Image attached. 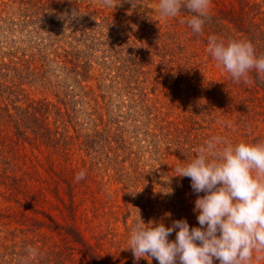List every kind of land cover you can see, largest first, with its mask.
Here are the masks:
<instances>
[{"label":"rangeland","instance_id":"obj_1","mask_svg":"<svg viewBox=\"0 0 264 264\" xmlns=\"http://www.w3.org/2000/svg\"><path fill=\"white\" fill-rule=\"evenodd\" d=\"M57 1L0 0V84L4 85L0 88V110L11 119L20 118L30 102L43 101L56 104L64 112L65 107L57 104L59 99L49 86L50 82H58L62 90L60 99L66 107L68 103L77 110L75 117L80 126L77 133L68 126L72 146L66 165L63 161L60 165L78 167L84 172L82 162L86 161L88 167L91 164L90 186L98 199L97 215L92 217L93 203L87 200L81 203L79 211L83 214L85 209L89 210H86L88 228L78 218L70 220L62 200L49 188L45 189L47 201L43 203L36 204L21 192L9 197L1 175L4 171L10 177L19 173L9 172L10 166L3 163L0 164V245L10 247L15 242L18 243L15 252L28 250L21 241L46 229L32 226L34 220L26 218L48 224L44 211L61 224H76L108 264H158L150 257L135 261L132 251L127 249L135 224L141 218L145 224L163 221L168 227L173 220L186 219L190 229L199 227L197 213L193 211L197 194L191 188L190 178L175 176V169L196 158L198 149L214 137L221 140L217 152L241 142L264 143V94L261 91L255 103L249 102L252 100L249 93L242 94L253 111L247 112L245 126L237 124L239 112L216 92L218 87L224 90V79L228 80L230 74L209 55V30L203 28L200 33H194L188 24L193 16L181 10L175 17L163 16L159 0H113L115 7L105 6L102 0H70L71 8L60 12L53 9ZM241 1L258 4L264 10V0ZM239 2L211 0L208 16L230 6L237 8ZM88 15L114 20L119 26L115 33L122 31L121 37H129L121 60L106 46L99 45L92 51L98 41L89 48V37L98 38L101 43L106 39L84 24ZM32 57L54 62L50 64L46 84L39 77L35 83L27 78L19 88L7 89L12 68L20 67V59L27 61ZM75 58L89 59L92 64V81L87 84L73 83L56 67L62 65L61 61L70 67L68 62ZM3 122L12 140L11 123L6 117ZM46 122L52 126V115ZM77 134L87 137L89 151L79 148L83 138L78 140ZM25 152L44 162L50 151L41 146L30 154L25 144ZM36 165L42 178H47L46 161L42 168ZM55 171L59 173L58 168ZM59 196L68 204L64 185ZM175 235L174 231L169 236L170 242L175 240ZM71 240L60 242L54 236L48 241L41 240L37 247L56 243L58 249L67 242L70 248H75ZM2 254L0 247V258ZM6 259L9 260L8 256L3 260ZM66 264L92 263L84 252L74 249V260H67ZM213 264L219 261L214 259ZM250 264H264V251H254Z\"/></svg>","mask_w":264,"mask_h":264},{"label":"trees","instance_id":"obj_2","mask_svg":"<svg viewBox=\"0 0 264 264\" xmlns=\"http://www.w3.org/2000/svg\"><path fill=\"white\" fill-rule=\"evenodd\" d=\"M71 5L72 3L70 0H58L53 6V9H58L60 12V10L63 9H70ZM183 5L184 0H181V12H184L188 16H193L194 14ZM238 5L237 8L230 6V8L220 10L217 15L207 16L203 28L209 30V38L215 37L219 42L227 43L231 40L248 41L253 45L255 55L258 58L264 56V10H262V7L258 4H250L241 0ZM91 17L92 18H90L89 15L85 16L84 24H88L90 27L96 29L97 35L102 37L105 36L106 42L101 43L98 38L89 37L91 46L89 48L92 49V47L95 46L94 41H98L97 46L94 47L92 51H95L99 45L106 46L107 48H111L112 51H115L121 60L122 51L126 50L124 47H128L129 45V37H121L120 34L122 31L115 33L119 26L114 20L98 18L97 15H91ZM99 19L100 23H97ZM86 30H88V28ZM127 55L129 56L130 53ZM130 60L131 55L129 56V61ZM61 62L62 65H56V67L66 77L71 79L73 83L81 85L82 83L87 84L92 81V77L90 76L92 64L89 59L79 60V58H75L74 60H70L68 62L70 67L66 66L67 62ZM19 63H21L19 68H12L11 70L12 75L8 82L10 86L6 87L7 89L19 88L27 78H30L31 82L35 83L39 77L42 84H46L50 64L54 62L46 58L40 60L32 57L31 60L27 61L20 59ZM8 72L6 74H8ZM96 79L98 78H94V80ZM99 79H101V77H99ZM246 79L247 82H245V78L243 77L237 82L229 75L228 80L224 79V90L218 87L216 91L221 99L226 98L225 103L227 105H232L237 109H234L235 112H239L237 124L241 126H245L247 122L245 119L247 117V112L253 111V108L249 110L250 105L246 104L247 101H244L242 94L249 93L250 96H252V100L249 101L251 103H255L259 100L258 95L261 91L264 94V73L258 74L255 69H252L247 73ZM57 83V81L56 84L50 82L49 86L53 90L55 97L59 99L57 104L60 103L65 107L64 112H61V108L56 104L50 102L45 103L43 101L30 102L27 107L21 111L22 117L20 118L13 117L11 119L8 113L6 115L3 113V116L0 110V164L6 163L10 166L8 169L9 172L19 173L18 175L10 177L6 174V171H4L1 178L3 184L6 186V194L9 197L17 196V192H21L34 200L36 204L47 201L45 196L46 188L53 189L59 199L62 200L63 208L67 212V216L70 220L75 221L76 218H78L83 221L88 228L90 225L89 217L86 213L88 209H85L82 214L79 211V206L81 203L90 200L93 203L91 208L92 217L97 215L96 201L98 199L94 196L90 186L93 179L91 164L88 167L86 161L82 162L85 178L79 180V182L76 181V175L83 170H80L78 167L70 168L60 165V161H63L66 165L69 159L70 147L72 146V141H70V137L68 136V126H71L75 133H77V127L80 128V126L78 125L77 117H75V111L77 110L70 107L68 103L66 107L64 100L60 99L62 90H60ZM3 86V84H0V88ZM81 88L83 89V87ZM258 104H260V102ZM50 115L53 117L51 127L46 122ZM5 117L8 118V122L11 123L14 137L12 140H16L15 142L7 136V129L5 128L4 122L2 123ZM81 137L83 141L79 148H84L86 151H89L91 148L88 147L87 137L77 134L78 140ZM25 144L29 146L30 154H33V150H38L41 146L47 151H50L44 157V162L46 161L48 165L47 178H42V174L36 168V164L39 166L41 165L40 167L42 168L44 162L38 160L37 156L29 157L25 152ZM55 164H57V166ZM55 168H58L59 173H56ZM63 185L67 190L69 198L68 204L59 196L60 191L63 189ZM78 197L80 199L79 203H77ZM42 214L48 219V224L46 221L33 217L26 219L34 220L32 226L39 227L40 229L45 228L46 230L41 234L22 240L21 243L24 244V248L28 246V250L21 253L15 252L18 243L14 242L10 247L1 244L0 247L3 249V254L0 259H2V263L66 264L67 260H74V249H77L80 252H84L92 264H108L85 239L76 224H61L49 214L44 213V211H42ZM30 232L33 233V231ZM24 233L27 234L28 231ZM54 236H57L60 242H65V240L71 238V242L74 243L75 248H70L67 242L64 243L62 248L58 249L56 243L51 246H46L45 243H42L41 247H37V243H41V240L48 241ZM32 250H34L35 254H33ZM30 255H33L34 258L31 259ZM78 255H80L79 252ZM7 256L9 260H3L5 257L7 258Z\"/></svg>","mask_w":264,"mask_h":264},{"label":"clouds","instance_id":"obj_3","mask_svg":"<svg viewBox=\"0 0 264 264\" xmlns=\"http://www.w3.org/2000/svg\"><path fill=\"white\" fill-rule=\"evenodd\" d=\"M102 3L116 6L113 0ZM210 5L211 0H184L183 6L194 14L188 21L194 33L202 31ZM180 8L181 0H159L165 17H175ZM208 51L237 82L242 77L247 82L252 69L264 73V56L258 58L248 41L224 43L210 37ZM219 143V137L212 138L198 149L196 158L175 169V176L190 178L197 194L193 211L199 227L190 229L186 219L166 227L163 221L145 224L140 218L127 248L135 261L150 257L158 264H213L214 259L219 264H250L254 251H264V143L241 142L217 152ZM84 178L83 171L76 176L77 181ZM174 231L175 240L170 242Z\"/></svg>","mask_w":264,"mask_h":264}]
</instances>
